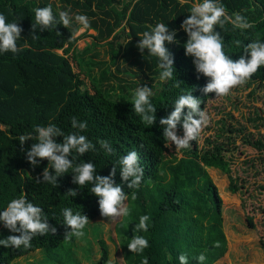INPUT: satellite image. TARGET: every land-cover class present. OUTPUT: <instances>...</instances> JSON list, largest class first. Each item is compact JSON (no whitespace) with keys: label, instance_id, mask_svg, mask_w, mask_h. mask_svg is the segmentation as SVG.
I'll use <instances>...</instances> for the list:
<instances>
[{"label":"trees","instance_id":"trees-1","mask_svg":"<svg viewBox=\"0 0 264 264\" xmlns=\"http://www.w3.org/2000/svg\"><path fill=\"white\" fill-rule=\"evenodd\" d=\"M197 2L202 0H186L183 5L179 0H61L62 4L58 6L49 0H0V13L6 16L7 22H17L23 29L17 41L21 51L15 54L0 52V212L11 199L24 194L44 209L49 224L57 229L55 234L49 232L45 236L34 237L32 247L27 250L0 245V264H12L35 251H50L51 248L67 252V262H72V249L77 239H64L70 228L63 222L62 209L70 207L74 214H86L89 222L101 216L99 197L89 191L91 184L80 189L73 183L71 169L58 177V187L46 182L36 183L35 178L40 176L42 179L43 169L49 162L43 159L33 167L26 158V151L21 150L19 136L34 133L36 125L55 124L65 134L76 131L71 127L72 116L87 121L88 127L82 134L96 145V151L85 153L75 162H94L97 174L104 176L116 167L114 179L118 184H123V181L117 161L128 151H138L140 163L145 168L138 188L128 189L123 184L128 193L130 214L113 224L118 255L120 248L124 253L125 263L118 257L121 264H141L145 256L149 264H180L181 254L187 256L188 264H200L195 258L201 253L206 256L203 264H215L225 256L228 239L224 230L222 198L209 169L217 168L229 175L232 193L242 189L231 175L232 149L228 147L235 143L233 133L238 130L224 125L223 130L231 133L228 141L221 140L225 135H218L216 139H206L207 145L201 148L198 140H193L179 156L172 151L175 144L165 141L163 126L159 123L160 118L174 110L173 101L180 94L192 92L201 100L204 110L208 100L215 95L202 92L209 78L197 73L194 58L185 54L184 44L188 36L181 24ZM219 3L225 6L227 14L240 12L254 24V28L243 33L233 29L230 23L223 29L216 26L224 37L226 53L238 60L245 55L243 45L257 38L264 40V0H219ZM47 5L52 6L57 20L62 10L68 11L70 16L73 13L86 15L90 20L88 28L97 32L95 39L107 41L111 46L112 64L116 65L123 59L143 73H149L152 81H157L150 86L154 89L151 100L157 107L154 125L143 124L132 111V97L114 98L85 69L76 46L78 37L70 39L72 32L78 33L82 27L74 17L70 29L61 23L50 30L37 29L33 38L34 10ZM157 23L168 24L170 31L176 30L177 42H166L174 55L176 70L174 78L168 81L159 79L158 58L151 56L147 49L142 54L137 48L143 32L150 31L151 26ZM237 39L242 42L241 47L235 45ZM106 77L107 71L102 78ZM177 81L180 82L179 88L175 87ZM252 84L255 85L254 92L264 87V67L249 80V85ZM178 135H183L182 125L178 126ZM100 139L110 142L115 149L114 155L105 153L97 142ZM56 140L62 142L63 137H56ZM244 141L260 151L264 150V139L246 137ZM34 142L29 139L23 148L27 150ZM70 189H76L78 195L72 197L67 193ZM133 192L135 199L132 198ZM141 215L150 218L148 231L134 233ZM248 221L252 227L255 226L252 218ZM12 234L18 235L11 233L0 221V239ZM135 234L149 241V247L139 255L127 247ZM217 241L220 247H214ZM99 243L101 257L94 264H108V244L104 239ZM56 255L54 253L56 261L62 263Z\"/></svg>","mask_w":264,"mask_h":264},{"label":"clouds","instance_id":"clouds-1","mask_svg":"<svg viewBox=\"0 0 264 264\" xmlns=\"http://www.w3.org/2000/svg\"><path fill=\"white\" fill-rule=\"evenodd\" d=\"M179 2L183 5L186 0H179ZM34 12L33 38H35L37 29L39 31L50 30L61 23L70 29L72 17L68 11H60L58 20L51 5L37 7ZM75 21L83 28L90 27V20L84 14H77ZM228 23L241 33L254 28V24L240 12L227 14L225 6L219 3V0H202V2L194 3L190 8V15L181 24L188 36L184 44L185 54L194 58L193 63L197 73L209 78L202 88L205 95L215 93V97H226L234 88L246 84L261 67H264V40L259 38L243 45L245 55L238 60L232 59L226 53L224 37L216 30V26L223 29ZM22 31V27L17 22H7L6 16L0 13V52L11 51L15 54L21 51L17 41ZM57 35L61 34L57 32ZM77 35V32H72L70 39H75ZM166 42L168 44L177 42L176 30L170 31L168 24L157 23L151 26L150 31L143 32L137 44L142 54L147 49L151 56L158 58L157 67L161 70L159 73L161 81L172 80L176 72L174 55L166 46ZM235 45L241 47L242 42L237 39ZM175 87H180L179 81ZM152 96V88L144 85L137 87L131 98L132 111L139 116L143 124L149 126L154 125L157 120V107L152 103ZM173 104L174 110L166 117L160 118L159 123L163 126L165 141L174 143L176 150H180L190 147L191 141L198 140L203 127L209 123V116L201 108V100L193 96L192 92L180 94ZM185 108H187L186 114ZM70 121L71 127L76 131L65 134L55 124L36 125L34 133L19 136L21 150L26 151V158L33 167L38 166L43 159L49 162L48 166L43 169L42 179L40 176L35 178L36 183L46 182L58 187V177L69 173L71 169L74 173L73 183L77 184L80 189H83L86 184L92 185L89 191L99 197L101 216L111 219L128 216L130 214L127 204L128 193L125 192L123 184H126L128 189H136L143 181L145 168L140 163L139 152L131 150L119 157L117 164L120 167L123 184H118L114 179L117 174L116 167L112 168L109 175L104 176L97 174L94 162L85 160L75 162L85 153L96 151V145L87 135L82 134L88 127L87 121H80L75 116H72ZM181 125L182 136L178 135V126ZM61 136L63 141L57 142L56 137ZM29 139L35 142L25 150L23 145ZM97 142L106 154H115V149L108 140L100 139ZM67 193L72 197L78 195L76 189H70ZM132 198L135 199L134 192ZM62 215L64 224L70 228V231H66L64 239L83 238L84 229L89 224V217L80 212L74 214L70 207L62 209ZM149 219L148 215H141L139 223L133 229L134 233L147 232ZM0 221L11 233H18V235L12 234L0 239V245L6 248L27 250L32 247L31 242L34 237L45 236L49 232L55 234L57 231L49 224L44 209L28 200L24 194L10 200L6 208L0 212ZM127 247L132 253L139 255L149 247V241L144 236L135 234ZM214 247H220L219 241L215 242ZM195 259L203 264L206 256L201 253ZM179 261L180 264H188V258L184 254L179 256ZM141 264H149L146 256Z\"/></svg>","mask_w":264,"mask_h":264},{"label":"rangeland","instance_id":"rangeland-1","mask_svg":"<svg viewBox=\"0 0 264 264\" xmlns=\"http://www.w3.org/2000/svg\"><path fill=\"white\" fill-rule=\"evenodd\" d=\"M49 2L58 6L62 4L61 0ZM75 16L76 13H73L71 17ZM96 35L95 30L81 27L76 36L77 50L81 54L85 69L114 98L120 99L125 95L132 97L137 87H150L157 83L152 81L149 73H143L128 61L120 59L118 64H112L111 46L107 41L96 40ZM105 71L107 77L103 79ZM254 89L255 85H249L247 81L246 84L234 88L226 97L213 95L205 108L209 123L203 127L198 138V145L202 148L207 145L206 139H216L218 135H225L221 140L228 141L231 133L223 130L224 125L238 130L233 133L235 143L228 147L232 149L231 175L242 189L238 193H232L229 189V175L217 168L209 169L222 198L224 230L228 239L227 253L215 264H264V150L260 151L244 141L246 137L252 140L264 139V87L256 89L255 92ZM172 151L179 156L183 154L182 149L176 150V146ZM248 218H252L254 227L250 225ZM121 219L122 217L111 219L99 216L90 221L84 231L85 236L75 242L72 262H67V252L62 253L61 250L51 248L50 251H35L12 264H94L101 257L100 239L106 240L108 244L110 264H119V256V260L124 262L122 248L118 255L113 229L114 222ZM54 253L58 254L56 256L62 263L56 261Z\"/></svg>","mask_w":264,"mask_h":264}]
</instances>
